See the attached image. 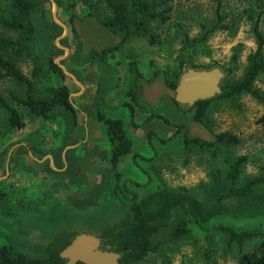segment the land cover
Masks as SVG:
<instances>
[{
  "label": "rangeland",
  "instance_id": "374dc122",
  "mask_svg": "<svg viewBox=\"0 0 264 264\" xmlns=\"http://www.w3.org/2000/svg\"><path fill=\"white\" fill-rule=\"evenodd\" d=\"M144 1L166 17L165 21L149 23L152 43L134 32L125 38L124 32L112 33L102 27L100 23L111 16L106 0H37L38 7L30 14L34 26L30 46L12 58L33 81L35 97H47L51 89L66 85L72 93L76 117L62 109L55 111L51 119L32 117L13 98L24 97L23 86L11 78H0V95L24 122L20 130H13L8 112L0 106V175L5 176L0 184V247L7 245L29 258L43 259L47 257V244L57 233L87 232L99 237L106 228L132 218L134 196L140 200L161 188L183 187L205 206L227 207L226 215L211 220L202 230L192 226L186 215H172L153 238L158 245L156 253L140 264H264L261 240L248 242L244 253L239 254L235 247H226L225 235L215 229L232 224L264 232V197L257 205L241 202L232 196L225 178L229 162L243 155L247 161L240 180L259 174L264 164V106L248 94L214 100L203 127L193 120L194 109L177 106L167 92L154 101H148L142 92V88L154 84L170 88L191 65L219 68L223 73L232 68L222 84L239 79L246 69L247 56L256 49L252 27L257 19L264 31V14L258 18L259 2ZM218 4L220 15L216 12ZM7 8V0H0V14H5ZM202 25L217 28L198 47L190 45V41L200 38ZM18 36L0 29V37L15 40ZM120 41L116 51L102 59L96 56L102 48ZM50 60L64 68L63 76L50 69ZM136 66L151 77L147 82L139 81L133 100L128 95L129 86H121L120 82L123 72L135 75ZM254 87L264 92V73ZM125 95L138 111L149 109L147 120L156 118L164 128H156V134L131 123L135 150L146 155H137L135 166L126 160L122 167L113 169L110 156L105 155L109 142L95 115L98 111L104 117L126 118V110L117 100L125 99ZM85 116L87 129L80 124ZM130 116L133 122V112ZM192 126L202 128L209 141L227 132L235 135L238 143L205 148L186 144L185 139L198 137L190 133ZM79 142L66 156V152L63 154L66 146ZM24 143L28 144L23 147ZM25 147L30 153L25 151L17 157L7 173V152ZM257 192L264 196V185L257 187ZM179 220H184L190 232L179 240H170L168 232Z\"/></svg>",
  "mask_w": 264,
  "mask_h": 264
},
{
  "label": "trees",
  "instance_id": "16d2710c",
  "mask_svg": "<svg viewBox=\"0 0 264 264\" xmlns=\"http://www.w3.org/2000/svg\"><path fill=\"white\" fill-rule=\"evenodd\" d=\"M170 0H165L169 2ZM261 11L258 18L264 14V0H258ZM8 8L5 14H0V29L4 31L16 32L19 34L15 40L0 37V78H11L24 88V97L13 98L17 100L32 117L51 119L53 113L62 109L75 117L76 111L69 99L70 92L66 85H59L51 89V94L47 97H35V85L30 77L23 74L17 67L12 55H20L29 48L31 37L34 34V26L30 20L31 12L38 7L37 0H7ZM110 9L111 16L103 20L100 24L112 33L124 32V37H129L132 32L146 36L149 42H154V37L149 32L148 25L152 21L160 19L165 21L166 17L155 12V7L144 0H106ZM220 5L216 7L219 14ZM220 21V19H219ZM216 26L207 27L202 25V34L200 38L190 41L196 46L203 43L208 35L216 30ZM252 32L256 41V49L247 56V66L242 76L235 80L221 82V93L205 100H198L193 105L187 107L194 109L193 120L205 127L203 121L209 110L212 101L224 99L229 96L248 94L258 103L264 106V92L258 91L254 83L259 75L264 73V31L259 26L258 19L252 27ZM104 47L96 52L99 59L108 53L116 51L119 45ZM185 46H188L187 38L184 40ZM198 47V46H197ZM236 58V55H235ZM235 62V59L233 60ZM50 69L63 76L59 65L50 60ZM180 67L184 65L181 60ZM193 69H204L196 65H191ZM230 68L224 73L223 80L232 73ZM35 73V72H34ZM33 73V74H34ZM177 82L169 85L174 88ZM132 95V99L135 97ZM174 104L180 106L173 100ZM0 106L8 112L9 126L13 130H20L23 125V119L19 112L9 105L7 99L0 95ZM130 108H132L130 106ZM132 110V109H131ZM97 118L103 122L106 127V134L111 145L110 164L113 169L116 168L120 158L131 151L132 142L126 137L121 119L106 118L100 112H97ZM192 142L198 143L200 147H211L216 144L226 146L236 145L238 139L235 135L221 132L214 135L212 141H204L199 136L185 139L186 144ZM247 161L246 156L233 158L228 165L225 178L229 181L230 192L233 197L239 201H247L255 204L263 200V197L257 192V187L264 185V164L260 167L259 174L254 177H248L240 180L243 164ZM240 180V181H239ZM132 212L131 219L121 220L112 226L106 228L99 236L103 248L119 253L118 264H140L151 254L156 253L158 245L154 244L153 238L165 226L166 221L176 213L186 215L191 221V225L199 229L209 223L211 220L225 216L228 208L224 206L212 205L205 206L196 195L188 194L185 188L180 187L175 190L165 188L151 192L147 196L132 199L130 206ZM216 231L225 235L226 247H235L239 254L244 253L245 245L250 241L261 240L264 244V232L254 229L239 228L236 225H220L215 227ZM190 232V228L184 220L177 221L172 225L168 232L170 240L176 241ZM76 235L72 231H61L47 244V257L43 259L29 258L24 253L4 245L0 247V264H65V259L60 257V252L65 248L71 238ZM82 264V263H77ZM165 264V263H162Z\"/></svg>",
  "mask_w": 264,
  "mask_h": 264
},
{
  "label": "water",
  "instance_id": "95a60500",
  "mask_svg": "<svg viewBox=\"0 0 264 264\" xmlns=\"http://www.w3.org/2000/svg\"><path fill=\"white\" fill-rule=\"evenodd\" d=\"M59 67L64 70L62 66ZM223 77L224 73L219 68H189L183 71L174 88H163L155 84L144 92L149 100H155L159 94L167 92L175 102L191 106L198 100L220 94ZM69 99L71 101V95ZM190 133L209 141V135L199 126H192ZM59 255L65 259V264H118L120 257L119 253L103 248L98 236L87 232H77Z\"/></svg>",
  "mask_w": 264,
  "mask_h": 264
},
{
  "label": "crops",
  "instance_id": "0c3cea01",
  "mask_svg": "<svg viewBox=\"0 0 264 264\" xmlns=\"http://www.w3.org/2000/svg\"><path fill=\"white\" fill-rule=\"evenodd\" d=\"M124 73V75L122 76V78H121V82L120 83H122V85L121 86H129V88H128V95L130 96L131 94H133V96L135 97V100H136V87L138 86V83H139V81L142 79V80H144V82H147V80H149V78L151 77L149 74H144V72L142 73L141 71H140V69L136 66V69L134 70V73H135V75H131V74H126L125 72H123ZM149 75V76H148ZM117 80H118V77H117ZM119 83V84H120ZM155 85V84H154ZM158 85H160V84H158ZM153 86V85H152ZM161 86V85H160ZM151 88V87H150ZM145 89H147L146 87H144V88H142V92L145 94V92H144V90ZM118 93L119 92H121V89H118V90H116ZM116 91H114V93L116 92ZM72 94V93H71ZM70 94V95H71ZM95 95V94H94ZM127 95H125L124 97H126ZM132 96V95H131ZM145 97H146V99L148 100V101H154V100H149L148 98H147V96H146V94H145ZM129 98L130 97H126L125 99H122V100H119L118 98H117V100H118V104H119V106H122L125 110H126V118H119V117H106V118H112V119H121L122 121H123V127H124V132H125V135H126V137L127 138H129L130 140H131V142H132V147H131V151L128 153V154H126V155H124V156H122L121 158H120V160H119V162H118V164H117V166H116V168H120V167H122L123 165H124V163H125V161L126 160H128L127 162H129L131 165H133L134 163H136L137 164V160L138 159H134V158H137V155L138 156H145L146 155V153H140V152H137L135 149V138L133 137L134 135H133V132L131 131V129H130V125H131V123L132 124H134V125H136V126H139V128L140 129H143L142 131H145L146 129H150V130H152V131H154L156 134H158L159 133V131L156 129V128H159V129H163L164 127L158 122V119H150V120H147V118L149 117V115H150V112H149V109H145V111H138L133 105V103H132V101L131 100H129ZM111 99V98H110ZM157 99V98H156ZM155 99V100H156ZM115 99H113V100H111V102H113ZM130 106L132 107V108H130ZM130 109V110H129ZM132 109V110H131ZM210 110V109H209ZM98 112V111H97ZM131 112H133V122H131V116H130V114H131ZM207 114H208V111H207ZM96 119H97V121L98 122H101V121H99L98 120V118H97V113H96ZM76 117V116H75ZM79 121H80V119H79ZM78 121V117L76 118V122H79ZM97 123V122H96ZM102 123V125H103V129H102V131H103V137H106V140H108L107 138H108V136H107V134H106V127H105V125L103 124V122H101ZM80 124H82V125H84L85 124V126H86V129H87V116H85V122H82V120L80 121ZM85 129V130H86ZM150 132L151 134H153V132ZM28 141H30L29 139H27ZM104 140H105V138H104ZM86 140H83L82 142H85ZM31 142V141H30ZM82 142H79V143H77V144H73V145H68V146H66L65 148H64V150H63V154L66 152V154H65V156L67 155V152L70 150V149H72V148H74V146L76 147L78 144H80V143H82ZM108 142H109V140H108ZM193 144H196L197 146H199V144L198 143H195V142H192ZM191 143V144H192ZM23 144V143H22ZM26 144H28V143H24V145H23V147L26 145ZM109 146H110V148L108 149V152H106V156H110V154H111V145H110V142H109ZM147 147V146H146ZM200 147V146H199ZM26 148V147H25ZM200 148H202V147H200ZM148 150H150L149 148H148ZM25 151L29 154L30 153V151H28V149L26 148V149H15V150H9L8 152H7V154L5 155V170H6V172L8 173L9 172V166L11 167V165L13 164V163H15V161L17 162V157H21L22 155H23V153H25ZM63 154H62V157H63ZM154 154V153H153ZM135 155H136V157H135ZM50 162H53V160H52V158L50 157ZM126 162V163H127ZM139 165V164H138ZM133 166H135V165H133ZM4 178H5V176H1L0 175V184L2 183V181L4 180Z\"/></svg>",
  "mask_w": 264,
  "mask_h": 264
},
{
  "label": "flooded vegetation",
  "instance_id": "af4514ba",
  "mask_svg": "<svg viewBox=\"0 0 264 264\" xmlns=\"http://www.w3.org/2000/svg\"><path fill=\"white\" fill-rule=\"evenodd\" d=\"M151 87H152V86H151ZM159 95H160V94H159ZM159 95H158V96H159ZM157 98H158V97H157Z\"/></svg>",
  "mask_w": 264,
  "mask_h": 264
}]
</instances>
